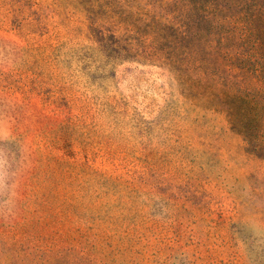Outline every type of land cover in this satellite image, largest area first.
Wrapping results in <instances>:
<instances>
[{
	"label": "rangeland",
	"instance_id": "1",
	"mask_svg": "<svg viewBox=\"0 0 264 264\" xmlns=\"http://www.w3.org/2000/svg\"><path fill=\"white\" fill-rule=\"evenodd\" d=\"M0 264H264V0H0Z\"/></svg>",
	"mask_w": 264,
	"mask_h": 264
}]
</instances>
